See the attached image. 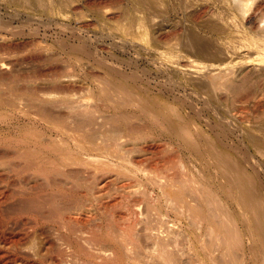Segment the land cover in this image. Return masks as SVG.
Listing matches in <instances>:
<instances>
[{
	"label": "bare ground",
	"instance_id": "obj_1",
	"mask_svg": "<svg viewBox=\"0 0 264 264\" xmlns=\"http://www.w3.org/2000/svg\"><path fill=\"white\" fill-rule=\"evenodd\" d=\"M136 1L140 3L142 0ZM252 1L238 0L236 9L240 12L244 11L252 5ZM111 2L115 3L114 0L97 1L98 5L102 7L100 8L104 14L108 13L110 8H112L110 6ZM142 2L144 9L149 7L148 2H145L148 3V5L145 4V7L144 1ZM135 5H137V8L138 3ZM262 5H264V0L253 1V6L256 9ZM152 7L154 6L152 5ZM255 8H252V10H255ZM262 8L261 10H264ZM149 10H151L150 7ZM112 11L109 14L113 13ZM147 14L143 12V15H130L128 17L127 22L130 29V32L129 30L128 32L131 35L139 36V34L147 31ZM158 24L163 25L164 22ZM167 27L169 28V26ZM162 29H165V27ZM162 29L159 31L161 32ZM163 32L161 33L163 34ZM172 32L171 34L173 35ZM166 35L163 37L161 35V37L165 39ZM261 36L259 37L261 39L257 40L256 44L258 47L264 48V34ZM195 45L197 49V44ZM197 52L195 50V53ZM110 70L109 78L113 75L115 78L116 76H121V79H125L123 76L126 73L123 72V69L119 70L117 67H112ZM92 74L96 76V80L98 79V82L96 81L98 84L95 83L97 85H80V83L75 82L76 80L74 81L69 77L62 79L56 76L58 74L55 73L58 78H54L49 85H41L42 87L33 86L34 88L29 93L30 99L25 103V106L34 109L39 120L46 122V124L48 123L50 128L54 130L55 135L52 134L53 137H48L50 138L47 141L49 143L42 142L40 145L38 141L39 148H23V146L17 147L16 145L17 148L13 147L0 152V168L17 178V180L8 183L13 186L2 191L0 196V264H216L215 257H213V246L217 245L224 248V246L242 245L244 237L241 233L242 231H240L241 227L233 219L234 217L230 215L228 207H225L227 202L221 196H216L218 193L215 194V191H213L214 188L211 186L213 184L210 183L209 174L205 173L204 166L197 167L198 164L195 162L197 157L193 155L195 160L192 155H187L184 158V154L179 155L178 151L174 149L176 144L171 146L172 144H167L168 141L166 140H162L166 143H161L160 138H155L153 137L154 135H151L152 132H147V129H145L147 125L143 124V119L142 121L137 119L139 113L134 112L144 109L141 107H143L145 99L137 95L138 97L134 96L136 100H133L135 99L134 97L132 99L133 93L129 91L116 92L113 90L115 89L114 83L111 84L109 82L112 77L111 79H108L107 76L103 78V73L100 75L98 72H93ZM7 75L3 76V73L2 75L0 74V79L5 80V78L9 77V74ZM235 77L219 75L218 79L213 78L206 85L203 84L207 89L210 88L209 90H219V94L227 91L231 97L234 96L232 99L235 96L243 99L244 95H248L249 92H245L243 96L241 93L238 95L244 77L242 75V80ZM157 82L160 83V81ZM245 84L247 83L244 82ZM130 93L131 95H129ZM213 94L215 93L213 92ZM221 96L219 97L221 98ZM222 98L225 99L224 96ZM226 98L229 99L228 97ZM141 99L144 100L143 105L141 104ZM193 100L195 101L196 99ZM206 100L208 99L206 98ZM179 101H177V104H179ZM230 103L232 104L233 101ZM206 104H209L208 101L205 106ZM126 105H133L136 108L133 107V110H129L130 108L128 109ZM144 107L147 108L148 106L145 105ZM206 107H209V105ZM206 107L204 111L208 109ZM147 110L148 112L144 109L145 114L147 113L146 115L143 114L144 116L150 113L149 109ZM195 113L197 114V112ZM238 113V116L241 117L240 112ZM206 114H209V112ZM217 114L221 115L220 113ZM150 116L148 118H150L152 124L158 123L157 117L152 114ZM207 117L205 115V118ZM244 118L246 119V116ZM208 120L210 119L207 118ZM161 121L159 120V125L165 126ZM225 122L224 124H227L228 121L226 120ZM232 123L234 124V122ZM205 124L204 122V126ZM208 124H206V127ZM212 124L210 125L211 128ZM220 124L214 126L219 131L223 127L221 121ZM181 125L178 130L176 129V132L173 131V134L175 132V135L181 136L180 140H177V145H199L196 142L198 140H196L195 132L186 126L181 127ZM194 128L198 129L196 126ZM199 129L201 131V128ZM144 130H146V133ZM206 132L203 133L204 135L202 134L204 138L205 136L206 138L208 137ZM225 132L222 129L220 133L223 134ZM37 133L40 134V131L37 132L35 130V134L38 137L39 134ZM173 134H170V136ZM216 134V137L219 136L218 133ZM202 135L200 136L202 137ZM41 137L39 136V138ZM210 138L212 139V137ZM217 138L220 140L219 137ZM43 139H47V137L44 138L43 136ZM181 139L183 142H180ZM219 140L218 142H220ZM152 142H155L154 145ZM202 142L199 145L201 148L206 146H203L206 142ZM207 142L216 145L213 140ZM220 143H223L222 139ZM195 147L198 148V146ZM217 147H215L213 152L219 148ZM164 148L167 149L163 153ZM218 150L220 151L221 149ZM138 151L150 153V155H147L148 158H145L147 162L143 159L146 164H142ZM189 151L187 154H190ZM219 153L217 152V156H220ZM244 155H246V152ZM241 156L243 157L242 152ZM221 157L224 158L223 155ZM215 163L217 164L216 161ZM252 166L250 165V168ZM222 167L225 177L230 176L227 179L225 178L227 186L229 189H232L230 185L236 189V204L243 209L245 204L250 203L251 214L253 218L255 217L252 226H255V229H259V219L256 216L257 209L252 206L254 203L251 202L258 195L255 196L256 187H258L256 185L258 184H255L257 178L254 179L257 176L256 172L258 171H255L257 168L249 171L252 174L245 172L238 160L234 164L223 161ZM207 169L209 171V167ZM254 171L256 173L255 176H253ZM133 179L135 180L132 181ZM0 180L5 181L4 177H0ZM7 221L9 226H7ZM260 225L262 224L260 223ZM199 249L203 253L202 259L200 258L201 255L199 257ZM223 253H221L222 256ZM223 260H218L217 264H224L227 261V259L225 262ZM229 262L228 260L226 263Z\"/></svg>",
	"mask_w": 264,
	"mask_h": 264
},
{
	"label": "rangeland",
	"instance_id": "obj_2",
	"mask_svg": "<svg viewBox=\"0 0 264 264\" xmlns=\"http://www.w3.org/2000/svg\"><path fill=\"white\" fill-rule=\"evenodd\" d=\"M97 1L0 0V74L2 75L3 73V76H8L7 74H9L10 77L5 78V80L0 79V102H2L0 103V152L22 146L23 148H39L42 142L49 143L47 141L53 137L52 134L55 135L54 130L50 128L48 123L46 124V122L44 123V121L39 120L34 109L25 106V103L30 99L29 93L36 85L47 86L54 78L58 77L62 79L69 77L74 81L76 80L75 82L80 83V85H97L98 79L96 80V76L92 73L98 72L100 75L103 73V78L107 76L108 79H111L112 77L109 82L111 84L114 83V91H129L133 93L132 99L134 96L138 97L137 95H139L146 100L145 103L141 99L142 105L144 102L141 108H144L146 112L149 109V112L158 118V123H153L155 124L153 126L152 121L148 118L151 117V114L149 113L150 115L148 114V117L144 116V109L134 112L139 113L137 119L141 121L143 119V124L147 125V128H145L147 132H152L151 135H154L153 137L160 138L161 143H166L163 142L166 140L168 141L167 144H172L171 146H175L176 144L178 148L175 147L174 149L178 151L179 155L184 154V158L187 155H192L193 159L197 157L195 159L198 161L194 159L196 164H198L197 167L204 166L205 173L209 174V181L213 184L211 185L214 188L213 191H215V194L218 193L216 196H221L227 202V206L225 207H228L231 213L230 215L234 217L233 219L241 227L240 231H242L244 242L242 245H230L228 247L224 246V248L222 246L218 247L217 245L215 247L213 246L215 263L217 264L218 260L226 258L227 261H233L231 262L232 264H264V58H262L264 57V48L258 47L256 44V41L261 39L259 37H262L261 35L264 34L262 32L264 31L262 29L264 27V21H262L264 20V17H262L264 16L262 14L264 10H261L264 5L256 9V6H253V1H255L253 0L250 7L240 12L236 9L238 0H142L144 1V7L149 3L148 6L151 9L149 10V7H145L146 9L143 8L142 1H140V5L139 1L137 2L136 0H116L117 3L114 0L115 3H110L112 7L110 11L113 10V13L109 14V11L104 14L101 11L102 7L98 5ZM136 3H138V9L136 8ZM151 3H153L152 5L155 8L152 7ZM252 8H255V10L253 9V11ZM143 12L145 14L148 13L147 20L150 17L148 22L146 20L147 31L139 34V36L131 35L129 33L130 29L128 28V17L130 15L137 16L140 13L143 15ZM152 12H154L153 15ZM160 22H164V24H160V26L158 24ZM164 27L166 30L162 29ZM171 27H173L172 30H170ZM160 29L166 33L163 32L162 34V31H159ZM165 34L167 35L164 39L162 37ZM195 44H197V49ZM194 49L196 52H199L195 53ZM112 67H117L119 70L123 69L124 71H121L126 73L123 77L127 79L128 76V79H121V76H116L115 78L111 74L109 78V72L111 73L109 69ZM54 72L58 74L56 75L58 77L55 76ZM139 72L140 74H138ZM219 75L223 77L236 76L235 78L237 79H241L243 75L247 82L241 79L243 83L238 95L241 93L243 96L245 92L249 91L248 95L245 94L243 99H241L242 97L239 99L236 96L232 99L234 96L231 97L227 91L219 94V90H209L210 88L207 89L204 87L211 79H218ZM156 80L160 81V83ZM244 82L247 84L244 85ZM172 86L174 89L176 88L175 90L177 92ZM204 94L208 100H206ZM175 96L177 97L175 98ZM219 96L221 98L224 96L225 99H221ZM136 97L133 100H136ZM210 98L211 100L209 101ZM176 99L177 101L180 100L179 104H177ZM193 99L196 100L194 101ZM207 101L209 104H206V106L209 105V107L205 106ZM229 101H233V103L231 104ZM184 103L187 104L184 105ZM188 104L191 105L189 106ZM145 105L148 107H144ZM126 106L128 109L130 108L129 110L136 108L133 105H131L132 107L129 105ZM195 107L197 110H195ZM205 107L208 108L205 111H208L209 114H206L208 112L204 111ZM238 112H240L241 117L238 116ZM205 115L210 120L207 121ZM244 116H246V119ZM191 117L194 118L192 119ZM239 117L240 119H238ZM211 119L215 120L212 121ZM159 120H162L161 122L166 127L161 124L159 125ZM203 120L206 124L209 123L207 127L206 124L204 126ZM224 120H227V124L230 126L224 124L226 123ZM220 121L223 124L221 128L224 132L226 130L223 134L220 133L222 129L219 131L218 128L214 127L217 124L219 125ZM197 123L199 126L196 125ZM211 124L212 128L210 126ZM180 125L181 127L186 126L195 132L196 140L199 141H196L197 144L199 143L201 145L200 142L203 141L202 143L206 142L208 144L210 143V145L205 143L203 146H206L202 148L195 144H193L194 146L187 144L188 147L186 144H180L181 146L177 145V140L179 141L181 136H177V133L175 135V132L180 128ZM194 126L198 127V129L196 130ZM224 126L226 127L224 128ZM199 128H201V131ZM148 129L151 130L148 131ZM35 130L37 132L40 131L42 135L37 134L42 136L41 138L39 136L37 137ZM195 130L198 132L196 133ZM212 130L218 133L219 136L217 137L220 140ZM173 131H175L174 134ZM202 131L208 133L209 138H206V136L204 138L203 133L205 132ZM144 132L146 133V130ZM169 133L177 137L174 138L175 136H170ZM43 136L44 138L47 137V139H43ZM201 138L208 140L204 142ZM210 139L216 145L207 142L211 141ZM221 139L223 143H220ZM180 142H183L182 139ZM152 143L154 145L155 142ZM195 146H198V148ZM215 147L221 149L219 151L216 148L218 150L216 151L220 152L224 158L221 157L222 155L220 153V156H217V152H213ZM189 148L191 150L194 149L192 150L193 152ZM164 149L162 151L163 153L167 148ZM187 149L188 151L190 150V154H187ZM243 151L246 152L247 156L244 155L245 152L243 153ZM241 152L244 158L241 156ZM225 153L228 154L226 155ZM138 154L142 159V164H146L147 159L145 158H148L147 155H150V153L138 151ZM209 159L211 162L208 161ZM214 160L217 162V164L215 163L216 165L214 164ZM222 160L228 161L230 164H234L238 160L242 168H244V171L248 173H251L249 171L257 168V170L255 169V171H258L256 172L257 176H255V171L253 176H255L254 179L257 178L255 184H258L256 185L258 187H256L255 196L258 195L255 198L256 200L254 199L251 202L258 204H252V206L257 209L256 216L259 219H257L258 224H262L260 226L258 225L259 229H255V226H252L255 217L253 218L251 214L252 209L249 206L250 203L245 204L243 209L239 208L236 204L237 192H235V187L230 185L232 189H229L226 184L225 178L227 179L230 176L226 175L227 177H225V173L222 172ZM206 164H209V171ZM250 165L253 166L250 168ZM9 175L0 168V177H4L6 181L0 180V196L2 191L13 186L11 184L9 185V182L17 180L16 176ZM7 223V226H9L8 221ZM257 230L259 231L257 232ZM198 253L202 259L203 253L200 249ZM221 253H223V256ZM218 254L221 256L218 257ZM216 259L218 260L216 261ZM226 259L223 261L225 262ZM230 262L226 264H231Z\"/></svg>",
	"mask_w": 264,
	"mask_h": 264
}]
</instances>
